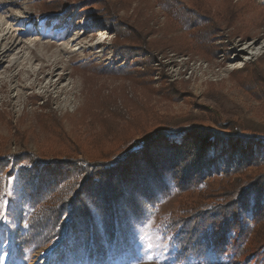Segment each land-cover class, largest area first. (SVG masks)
Segmentation results:
<instances>
[{"label":"rangeland","instance_id":"374dc122","mask_svg":"<svg viewBox=\"0 0 264 264\" xmlns=\"http://www.w3.org/2000/svg\"><path fill=\"white\" fill-rule=\"evenodd\" d=\"M221 1L206 0L211 14ZM248 1L264 6V0ZM102 5L98 0H0V157L21 152L51 159L93 156L98 136L103 148L137 139L129 121L143 115L154 117L149 124L166 118L171 124L192 118L212 122L220 115L264 132V19L258 24L251 12L244 22L218 21L205 53L194 48L157 0H106L139 36L127 27L116 31L100 24L107 15ZM57 9L52 16L49 10ZM144 45L150 50H138ZM218 164L222 167V160ZM247 172H264V163H251ZM4 189L0 264H264L263 230L240 240L235 226L252 227L254 193L231 217L220 251L176 259L175 246L158 231L159 215L173 212L180 196L172 191L148 206L118 253L110 251L96 263L82 251L80 256L72 252L70 235L65 243L26 247L21 236L30 207L14 177Z\"/></svg>","mask_w":264,"mask_h":264},{"label":"trees","instance_id":"16d2710c","mask_svg":"<svg viewBox=\"0 0 264 264\" xmlns=\"http://www.w3.org/2000/svg\"><path fill=\"white\" fill-rule=\"evenodd\" d=\"M98 2L107 13L100 24L116 31L127 27L135 34L106 0ZM157 3L185 30L194 48L205 53L212 47L210 34L219 27L218 21L244 22L251 12V20L258 24L264 19V6L255 8L248 0H222L215 15L206 0H193L190 5L182 0ZM59 10L49 11L54 16ZM138 50L150 49L144 45ZM214 116L212 122L192 118L171 124L166 118L149 124L154 117L143 115L129 121L137 139L131 136L127 142L103 148L104 138L98 136L93 156L88 157L51 159L32 152L1 156L0 204L5 183L14 177L30 207L23 244L34 248L61 239L65 243L70 235L72 252L80 256L82 251L96 263L110 251L118 253L128 243L134 224L147 215L148 206L172 191L180 196L173 212L159 215L158 231L175 246L178 261L210 249L220 251L231 217L250 193L256 195L254 221L246 228L236 223L237 239L245 240L248 232L254 234L259 228L264 233V203L258 201L264 192V172H247L251 163H264V132L244 129L237 118Z\"/></svg>","mask_w":264,"mask_h":264}]
</instances>
